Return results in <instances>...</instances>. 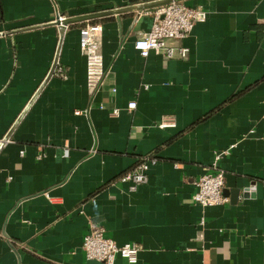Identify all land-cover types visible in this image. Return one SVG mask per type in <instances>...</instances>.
Listing matches in <instances>:
<instances>
[{
	"label": "crops",
	"instance_id": "crops-1",
	"mask_svg": "<svg viewBox=\"0 0 264 264\" xmlns=\"http://www.w3.org/2000/svg\"><path fill=\"white\" fill-rule=\"evenodd\" d=\"M145 1L0 0V143L25 111L0 149V264H102L83 250L92 224L139 245L137 264H264V0L186 1L209 13L170 42L186 59L134 48L148 12L96 20L106 75L94 98L85 23L70 25L35 97L60 37L43 25ZM164 116L176 127H159ZM221 152L229 202L203 210L196 182ZM149 157L130 191L119 178Z\"/></svg>",
	"mask_w": 264,
	"mask_h": 264
},
{
	"label": "built area",
	"instance_id": "built-area-1",
	"mask_svg": "<svg viewBox=\"0 0 264 264\" xmlns=\"http://www.w3.org/2000/svg\"><path fill=\"white\" fill-rule=\"evenodd\" d=\"M146 12L152 15V27L148 32L139 35L134 43V48L144 58L153 52L162 55L165 59H186L188 49L181 45H171L170 42L184 40L191 34L195 25L206 21L209 15L205 9L187 6L185 2H173L143 13ZM57 18L62 21L67 17L58 14ZM102 32L103 26L100 23L85 22L80 29L79 46L86 58L87 88L89 95L93 98L101 90L106 75L101 48ZM135 107V101L128 103L129 109L132 110ZM118 113V109L112 110L113 115ZM159 127H176L174 117L164 116ZM225 154L226 152L218 154L214 164L207 168L196 182L197 191L193 195L191 203L200 206L203 210L229 202L223 193L225 172L220 170L217 165ZM157 162L156 157L139 161L133 169L121 175L119 180L127 183L130 191H135L140 185L147 183L150 165H155ZM201 223L203 224L204 221L202 220ZM82 246L88 260L102 264H116L117 258L120 257L128 264L138 263L139 245L135 243L119 245L105 236L102 227L93 224L90 225Z\"/></svg>",
	"mask_w": 264,
	"mask_h": 264
},
{
	"label": "water",
	"instance_id": "water-1",
	"mask_svg": "<svg viewBox=\"0 0 264 264\" xmlns=\"http://www.w3.org/2000/svg\"><path fill=\"white\" fill-rule=\"evenodd\" d=\"M186 1H188V0H150V1H145V2H141V3L128 5L125 7L105 9V10L95 11V12H91V13H85V14H81V15L67 17V18L63 19L62 21L60 19L56 18V20L43 25V26H56L58 28L60 37H59V43H58V47H57L56 56L54 58L52 67H51L47 77L45 78L44 82L42 83L41 87L37 91L35 97L40 92L42 87L48 82V80L55 74V71H56L57 65H58V59H59V54H60V49H61V45L63 42V38H64V35H65L67 28L70 25L85 23V22H93V21H96L99 19L112 17V16H116V15H123V14H127V13H143L145 11L155 9L157 7L165 6V5L171 4L173 2H186ZM31 102H30V104H31ZM24 113H25V111H23L22 115L17 119V121L13 125L11 131L9 132V134H7L6 137L1 141L0 149L10 139L13 129H15V127L17 126L18 122L20 121V119L22 118Z\"/></svg>",
	"mask_w": 264,
	"mask_h": 264
},
{
	"label": "trees",
	"instance_id": "trees-1",
	"mask_svg": "<svg viewBox=\"0 0 264 264\" xmlns=\"http://www.w3.org/2000/svg\"><path fill=\"white\" fill-rule=\"evenodd\" d=\"M92 23H98V21H93Z\"/></svg>",
	"mask_w": 264,
	"mask_h": 264
}]
</instances>
